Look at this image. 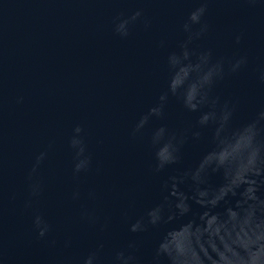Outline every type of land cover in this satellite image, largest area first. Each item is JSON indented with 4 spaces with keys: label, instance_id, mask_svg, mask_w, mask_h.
Returning a JSON list of instances; mask_svg holds the SVG:
<instances>
[{
    "label": "water",
    "instance_id": "obj_1",
    "mask_svg": "<svg viewBox=\"0 0 264 264\" xmlns=\"http://www.w3.org/2000/svg\"><path fill=\"white\" fill-rule=\"evenodd\" d=\"M205 2L202 22L208 31L188 45L195 53L191 59L211 51L213 62L224 61L225 76L212 96L235 105L232 125L239 126L264 110L259 79L264 3L259 0H0V264H83L100 245L98 264H112L121 250L137 264H154L166 231L192 219L200 223L205 210L190 201L195 217L130 231L162 202L168 178L194 167L210 147L206 140L190 139L200 113L188 112L171 95L164 117L150 118L135 133L141 117L167 92L168 56L181 51L189 36L183 25ZM136 11L142 15L122 39L114 31L117 18ZM242 56L247 64L231 73L229 61ZM77 126L90 166L74 174L77 161L69 142ZM161 126L188 133L189 141L178 165L156 173L151 138ZM41 152L46 158L33 173ZM209 182L219 186L222 176ZM33 183L41 186L35 197ZM190 185L181 190L191 195ZM223 210L221 205L214 211L224 219ZM36 215L50 228L43 238Z\"/></svg>",
    "mask_w": 264,
    "mask_h": 264
},
{
    "label": "clouds",
    "instance_id": "obj_2",
    "mask_svg": "<svg viewBox=\"0 0 264 264\" xmlns=\"http://www.w3.org/2000/svg\"><path fill=\"white\" fill-rule=\"evenodd\" d=\"M259 2L264 3V0ZM206 12L205 2L190 13L188 22L183 25L184 32L189 34L188 40L180 46L179 53L173 52L168 56L172 73L168 90L159 96L156 106L141 117L135 133H139L150 118L164 117L171 95L188 112L200 113L196 121L198 130L191 131L190 139L206 140L209 150L194 167L168 178L163 185L166 194L162 202L131 224L130 231L142 233L148 226L156 228L168 225L178 217H195L197 214L192 211L191 201L205 210L199 215L200 223L192 219L178 230L166 231L155 249L154 264H264V197L258 195L264 192V110L259 111L250 122L233 126L235 105L212 96L214 85L225 76L224 61L213 62L212 53L208 51L197 55L193 62L191 57L195 53L190 52L188 47L194 38L199 39L208 31V25L202 22ZM141 15V11H136L128 19L118 17L120 22L115 24V33L122 39L127 38L129 26ZM195 25H199V30L193 32ZM145 27H148L147 22ZM240 39V36L236 37L237 44ZM246 64V56L229 61V71L236 73ZM259 79L264 82V71L260 72ZM204 108L208 110L202 111ZM205 130L209 133L207 137L203 134ZM74 132L69 146L75 151L77 161L74 174H79L88 170L90 158L85 156L86 145L81 138V127L77 126ZM188 141V133L177 135L170 133L166 126L159 127L151 138L154 171L161 173L170 166L178 165L181 150ZM45 158V152L37 156L33 173ZM217 174L222 176V183L214 186L209 181ZM189 181L191 195L180 187ZM30 188L32 196L40 194L39 183L31 184ZM78 196V192L74 193L73 199ZM221 205L224 219L214 211ZM26 206L30 207V202ZM34 225L40 238L50 230L40 215L35 216ZM134 247V244L128 245L129 249ZM102 249L103 245H100L97 251L84 259L83 264H98V253ZM112 264H137V261L135 256L121 250L115 252Z\"/></svg>",
    "mask_w": 264,
    "mask_h": 264
}]
</instances>
